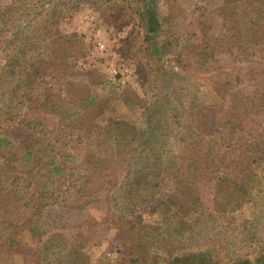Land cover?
<instances>
[{"label": "rangeland", "instance_id": "374dc122", "mask_svg": "<svg viewBox=\"0 0 264 264\" xmlns=\"http://www.w3.org/2000/svg\"><path fill=\"white\" fill-rule=\"evenodd\" d=\"M148 1L71 0L41 27L31 0L0 27V264H259L264 190L218 209L206 155L231 92L264 89V38L252 60L230 43L264 0ZM35 58L46 73L21 75Z\"/></svg>", "mask_w": 264, "mask_h": 264}, {"label": "trees", "instance_id": "16d2710c", "mask_svg": "<svg viewBox=\"0 0 264 264\" xmlns=\"http://www.w3.org/2000/svg\"><path fill=\"white\" fill-rule=\"evenodd\" d=\"M41 2L39 12L32 11L33 16L38 19L39 15L43 18V23L41 27L47 26L46 21L53 20L58 22L59 18L63 14V9L60 7V4L66 3L71 0H35ZM31 0H12L11 5L0 4V27L1 30L4 27L8 28L7 21L10 19L8 17H13L14 13L21 11L24 13H29L31 10L28 8ZM147 2H149L147 0ZM37 5V4H35ZM154 5V3H153ZM152 5V7H153ZM49 6V7H48ZM150 5L147 8H143L140 11V16H144L148 23H145L147 31L149 33L155 32L159 28V22L157 19L154 22L150 21V17L154 15V9ZM147 11V12H146ZM255 16L249 18V22L241 23L242 28H238L233 32L231 36V45L235 46L238 55L241 59L252 60L255 57V50L252 46V43L255 42L253 36L261 35L260 38H264V9L259 6L254 8ZM21 15V13H20ZM147 16V17H146ZM248 23V27L243 26ZM240 25V23H239ZM29 26V22H26L22 25V28ZM253 30H258L257 32L252 33ZM16 30H21L17 28ZM32 30V29H31ZM38 30V28L36 29ZM75 36V41L78 44L77 59L84 57L86 51L84 50V41L80 38L77 33H72ZM220 40V39H219ZM264 51V47L261 48ZM51 52V51H50ZM43 55H49V52L43 53ZM22 59L21 57H19ZM35 58L33 61V68L31 65L25 64L24 60H21V75H24L25 72L32 73L34 77L38 74L46 73V67L40 65L43 58ZM11 65V60H9V66ZM261 71H264V63L262 67L260 65ZM26 70V71H25ZM80 97V102L77 105L76 114H83L85 108L82 107L83 103L90 104L92 102V96L86 94L85 96L78 95ZM222 99L225 100V97L222 96ZM228 102L224 110L220 114V119L218 120L219 127L216 131H221L223 134V144H220V149L218 150L219 155V164H217L216 159L212 156V149H209L207 152L206 160V170H209L211 167L212 171L217 169L213 168L219 165V169H226L227 172H221L220 175H216V196L215 202L218 209L225 207L238 208L243 203L249 202L251 200L257 201L256 195L260 194L264 190V89L252 90L248 93H243L239 91L231 92V97L227 98ZM215 104H206V108H213ZM223 106V104H222ZM213 110H208L205 113V116ZM213 114H215L213 112ZM228 142V145L226 141ZM230 155V160H226V152ZM27 153H31L30 150H27ZM217 155V156H218ZM54 163L53 161H51ZM214 169V170H213ZM61 170L60 164H55L53 167L54 172ZM180 193V195H177ZM183 192L178 188L175 189L173 195H171L170 204L175 208H179V211H187L188 208H185L183 202L186 205L190 204V199L188 197V202L185 201V198H182ZM219 206L221 208H219ZM133 221V220H131ZM142 235H139L136 242H140ZM48 241V240H47ZM46 243V240L43 242ZM143 242L136 246L137 250L145 253V248H143ZM132 249V248H131ZM139 252V253H140ZM264 255L256 258L257 263L260 264V261H263ZM250 260L241 259L240 262L244 264L249 263ZM184 264V263H183ZM187 264V263H185ZM194 264V263H189Z\"/></svg>", "mask_w": 264, "mask_h": 264}]
</instances>
